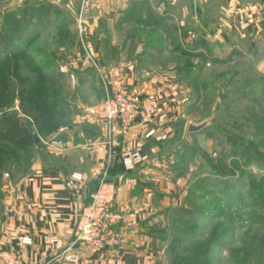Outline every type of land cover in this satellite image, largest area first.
<instances>
[{"label":"rangeland","instance_id":"rangeland-1","mask_svg":"<svg viewBox=\"0 0 264 264\" xmlns=\"http://www.w3.org/2000/svg\"><path fill=\"white\" fill-rule=\"evenodd\" d=\"M138 1L32 2L0 30V118L18 119L0 131V222L59 129L107 88L139 92L110 82L134 73L187 98L179 134L143 163L165 264H264V0Z\"/></svg>","mask_w":264,"mask_h":264},{"label":"crops","instance_id":"crops-1","mask_svg":"<svg viewBox=\"0 0 264 264\" xmlns=\"http://www.w3.org/2000/svg\"><path fill=\"white\" fill-rule=\"evenodd\" d=\"M19 2L0 0L1 31L7 29L5 23L18 21ZM32 2L62 6L65 0H23L22 8L30 11ZM141 4L138 0H113L110 6L125 9ZM133 74L114 78L110 81L113 88L129 86L145 94H161L164 100L158 123L167 132L166 140L177 136L187 101L185 92L178 85L170 88V84L158 77L140 80ZM94 101L93 104L101 103ZM105 137L103 124L85 109L74 117L72 131L64 137L66 148L57 145L43 148L31 176L8 187L0 222V250H9L28 264H61L66 251L80 258L79 264H165L163 243L146 223L155 206L154 187L147 181V165L124 169L119 144L110 160L108 151L101 145ZM122 139L140 147L146 159L162 144L145 140L143 127L135 128L124 137L119 133L120 142ZM76 171L84 173L85 181L71 186L68 179ZM105 172L115 178L111 182L117 190V206L123 213L118 228L125 238L112 249L98 250L86 243H74L73 238L79 212L90 202V191ZM25 236H31L33 244L25 245Z\"/></svg>","mask_w":264,"mask_h":264},{"label":"built area","instance_id":"built-area-1","mask_svg":"<svg viewBox=\"0 0 264 264\" xmlns=\"http://www.w3.org/2000/svg\"><path fill=\"white\" fill-rule=\"evenodd\" d=\"M22 4L23 0H20L19 6L22 7ZM95 64L99 68L98 64ZM161 110L162 101L157 95L107 88V95L102 104L89 107L87 113L96 117L104 126L106 137L101 145L108 151L109 159H112L114 148L119 144L122 165L126 169H134L145 162L144 152L129 140L122 139L120 142L119 133L124 137L135 128L143 127L145 140L164 142L167 139V132L162 130L158 123ZM69 132H71L69 126L59 129V137L55 142L58 147H67L64 137ZM108 178V172H105L90 191V202L80 210L74 243H86L93 249L104 250L112 249L124 240V234L118 228L123 220V213L117 206L116 187ZM83 181H85L84 173L76 171L69 177L68 184L73 186ZM23 243L31 245L33 238L25 236ZM79 262L80 258L66 251L61 264H79ZM0 264L28 263L9 250H0Z\"/></svg>","mask_w":264,"mask_h":264},{"label":"trees","instance_id":"trees-1","mask_svg":"<svg viewBox=\"0 0 264 264\" xmlns=\"http://www.w3.org/2000/svg\"><path fill=\"white\" fill-rule=\"evenodd\" d=\"M18 119L13 117V116H9L8 118L6 119H1L0 118V131L2 132L3 130H6L8 127H10L13 123H17ZM21 124H18V127H20ZM123 166V165H122ZM124 167V166H123ZM125 169V168H124ZM187 214L190 215V218L189 220H185V218L183 217V213L178 211V215L181 216V219H183V221L185 223L187 222H191V221H194L196 218H195V213L193 212V210H186L185 211Z\"/></svg>","mask_w":264,"mask_h":264},{"label":"water","instance_id":"water-1","mask_svg":"<svg viewBox=\"0 0 264 264\" xmlns=\"http://www.w3.org/2000/svg\"><path fill=\"white\" fill-rule=\"evenodd\" d=\"M206 124H202V125H199V126H196V125H190L189 126V132H198V131H201L204 127H205ZM34 138H35V143L36 144H39L42 142V139L40 138L38 132L35 130L34 131ZM110 181H114L115 178L114 177H109L108 178ZM90 185H92V182L90 183Z\"/></svg>","mask_w":264,"mask_h":264}]
</instances>
